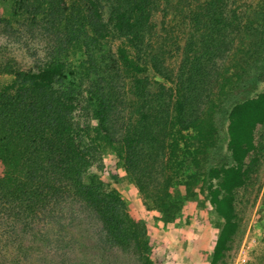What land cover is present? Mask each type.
I'll return each instance as SVG.
<instances>
[{"label":"rangeland","instance_id":"374dc122","mask_svg":"<svg viewBox=\"0 0 264 264\" xmlns=\"http://www.w3.org/2000/svg\"><path fill=\"white\" fill-rule=\"evenodd\" d=\"M75 2L62 0L61 10L68 17L76 16ZM160 3L141 54L140 64L147 72L135 76L119 59L125 39L113 28L105 3L101 2L102 13L109 33L98 42L84 37L79 46L60 54L67 47L61 42L66 33L61 26L54 27L60 25L61 15L48 14V1L43 9L34 4L17 12L14 1L0 2V91L14 80L4 66L39 72L62 59L76 72L58 87L73 93L76 139L91 161L90 174L100 178L106 191L120 194L129 215L147 225L152 245L151 252L143 255L134 246L112 243L96 213L66 195L46 215L25 221V216L14 217L0 207V264H146L148 260L214 264L223 219L211 191L218 187L222 169L233 163L229 115L236 103L264 91V0H227L224 14L213 20L214 30L204 29L188 5L180 13L177 0ZM190 5L194 11L196 5ZM138 78L148 84L144 94ZM181 83L197 99L190 115L211 111L220 141L201 169L193 162L181 163L179 180L198 175L199 187L189 198L179 186L170 189L171 199L180 207L164 213L155 191L165 182L161 167L169 155L170 139L163 124L166 111L174 113V95ZM103 102L109 113L100 123L97 113ZM153 104L156 110L151 109ZM109 133L119 149L134 140L133 163L115 149L96 146V137ZM248 166L247 183L235 192L238 231L216 264H264V126L257 131V150Z\"/></svg>","mask_w":264,"mask_h":264},{"label":"trees","instance_id":"16d2710c","mask_svg":"<svg viewBox=\"0 0 264 264\" xmlns=\"http://www.w3.org/2000/svg\"><path fill=\"white\" fill-rule=\"evenodd\" d=\"M12 1L15 12L28 10L34 4L43 9V3L48 1V14L61 15L60 25L54 27L63 28L66 34L61 42L67 47L60 54L79 46L84 37L86 41L98 42L109 33L102 13L101 2L105 3L110 9L113 28L125 39L118 50L122 65L135 76L147 72L140 64L141 54L143 57L147 29L158 11L160 0H79V3L76 0L73 10L76 16L70 17L61 10L62 0ZM189 2L196 5L194 11ZM177 4L180 13L188 5V11L193 12L196 21L207 30L213 29V20L224 14L227 0H177ZM2 68L12 74L14 80L0 91V207L14 217L25 216L22 218L25 221L46 215L66 195L73 196L96 213L112 243L134 246L143 255L149 254L152 245L147 225L129 215L116 190L106 191L100 178L90 174L91 161L77 142L71 103L73 93L58 87L76 72L62 59H55L39 72ZM136 80L144 94L148 84L142 79ZM174 96L177 97L174 113L166 111L163 124L170 139L169 155L161 167L165 182L155 186L157 202L164 213L180 207V202L171 199L170 189L179 186L189 198L199 187L198 175L190 176L188 181L179 180L181 163L193 162L201 169L202 161L220 141L219 127L211 111L195 117L190 115L197 99L188 93L184 83L178 86ZM154 105L151 109L156 110ZM108 113L103 102L97 113L100 123L105 122ZM260 126H264V91L236 103L229 115V150L233 163L222 169L219 185L211 191L212 203L223 219L214 264L225 256L238 231L235 192L247 183L251 170L248 160L257 150ZM95 144L100 149H115L130 163L136 159L134 140L119 149L121 145L109 133L98 135ZM142 186L145 189L147 184L142 182ZM146 264L151 262L148 260Z\"/></svg>","mask_w":264,"mask_h":264}]
</instances>
